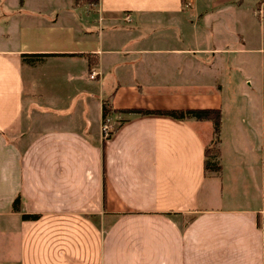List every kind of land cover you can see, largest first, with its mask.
Listing matches in <instances>:
<instances>
[{
    "label": "crops",
    "instance_id": "obj_1",
    "mask_svg": "<svg viewBox=\"0 0 264 264\" xmlns=\"http://www.w3.org/2000/svg\"><path fill=\"white\" fill-rule=\"evenodd\" d=\"M73 3L0 0V264H264V0ZM241 81L255 123L225 166ZM204 107L208 172L210 121L123 111Z\"/></svg>",
    "mask_w": 264,
    "mask_h": 264
},
{
    "label": "rangeland",
    "instance_id": "obj_2",
    "mask_svg": "<svg viewBox=\"0 0 264 264\" xmlns=\"http://www.w3.org/2000/svg\"><path fill=\"white\" fill-rule=\"evenodd\" d=\"M95 25L97 26V23L95 22ZM101 26L98 24V27ZM252 80H254L252 78ZM236 92L239 93V97H233L232 92L230 90H226L223 93V99L224 100V128L226 131V137H224L223 141V158L225 162V166H228V159L231 160L233 158L234 160L237 161V158L240 159L245 157L248 153L249 150L246 145L243 144V142L237 138L239 137L238 130H237V125H240L243 127V125H246L243 123V120L247 122L251 121L255 123L253 114L250 113L248 110L249 107H247L246 103V98L249 97V95H253V93L249 90L248 84L241 83L237 85L236 87ZM237 103H242L240 107L237 106ZM235 128V129H234ZM225 134V133H224ZM251 137L250 141L252 144L253 151L250 152L251 156L250 159L251 161H255L258 164V154L255 152V144H256V139L255 136H253V131H250ZM241 162V161H240ZM239 162V163H240ZM231 167V164H230ZM247 183L249 181L247 180Z\"/></svg>",
    "mask_w": 264,
    "mask_h": 264
},
{
    "label": "trees",
    "instance_id": "obj_3",
    "mask_svg": "<svg viewBox=\"0 0 264 264\" xmlns=\"http://www.w3.org/2000/svg\"><path fill=\"white\" fill-rule=\"evenodd\" d=\"M20 1V0H19ZM94 0H74V5L92 2ZM186 2V0H181ZM125 112L131 113H151V114H163L168 115L176 119H186L192 118L195 120H208L211 123L212 139L211 145H207L203 148L204 159V170L205 171H214L219 169V164L214 159L217 155V149L214 143L219 141V129L221 124V110L218 107H204V108H170V109H145V108H127L123 109ZM109 112V107L103 101L101 105V118H104ZM18 198L13 201L12 207L13 210L18 208ZM36 214H21L22 218H35ZM264 221V218H263Z\"/></svg>",
    "mask_w": 264,
    "mask_h": 264
},
{
    "label": "built area",
    "instance_id": "obj_4",
    "mask_svg": "<svg viewBox=\"0 0 264 264\" xmlns=\"http://www.w3.org/2000/svg\"><path fill=\"white\" fill-rule=\"evenodd\" d=\"M189 1V0H187ZM129 17L126 15L125 19H128ZM98 73L95 70H90L88 73L89 78H93L97 75ZM111 130V124H110V118L105 116L104 118L101 119L100 122V131L103 136H107ZM261 235L263 239V245H264V229L261 230Z\"/></svg>",
    "mask_w": 264,
    "mask_h": 264
}]
</instances>
